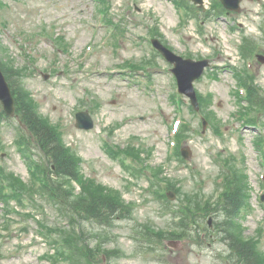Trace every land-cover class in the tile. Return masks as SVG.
Returning a JSON list of instances; mask_svg holds the SVG:
<instances>
[{
  "label": "rangeland",
  "instance_id": "374dc122",
  "mask_svg": "<svg viewBox=\"0 0 264 264\" xmlns=\"http://www.w3.org/2000/svg\"><path fill=\"white\" fill-rule=\"evenodd\" d=\"M108 1L113 26L120 25L114 35L95 0H0V58L22 71L39 113L80 158L84 179L134 207L131 215L79 222L87 241L81 236L82 243L95 252L91 264H241L217 232L222 217L216 213L205 216L210 231L199 236L193 231L178 238L184 232L177 228L179 201L215 204L234 171L245 175L249 194L239 217L244 237L264 253V108H251L257 101L249 91L258 89L264 97V0H243L239 12L226 16L218 13L216 0ZM150 36L176 55L210 59L211 67L194 83L199 111L178 93L172 65ZM81 110L94 119L92 129L76 127ZM17 117L0 124V169L26 182L21 195L27 199L19 207L34 208L38 217L12 213L20 219L0 241V264H61L49 261L51 248L37 219L51 226L68 219L43 196L20 154ZM180 151L190 153L187 160ZM166 180L179 198L166 200L176 191ZM6 216L11 213L0 203V224L2 217L8 223ZM148 226L172 228V241H181L182 250L167 248V237L148 238Z\"/></svg>",
  "mask_w": 264,
  "mask_h": 264
},
{
  "label": "trees",
  "instance_id": "16d2710c",
  "mask_svg": "<svg viewBox=\"0 0 264 264\" xmlns=\"http://www.w3.org/2000/svg\"><path fill=\"white\" fill-rule=\"evenodd\" d=\"M98 1L102 7L108 3L107 0ZM105 13L108 14V12ZM108 22L111 23L112 19ZM2 47L0 38V54L4 53ZM0 65L12 89L17 113L23 126L20 125L17 128L20 136L18 135L16 144L20 146V154L24 161H27L28 165L34 169L32 174L44 189L43 195L46 194L49 200L51 198L50 201L57 204L58 208H56L63 218L67 217L70 221L69 227L63 228L56 224L53 226L47 223L43 224L41 219H37L45 231L43 233L44 240L53 250L52 254H48L49 261L61 264H91L90 261L95 252L87 247L85 233L80 229L79 222L83 224L84 222L102 220L105 217L107 219L121 213L131 215L132 209L124 205L117 192H110L103 185L84 179L80 170V158L64 144L61 133L38 113L32 96L23 84L22 71L18 68L15 69V66L12 67L14 64L3 57L0 58ZM249 91L257 101L252 104L257 108L260 106L264 108V97L260 95V91L258 89ZM4 119H6V115L0 106V124ZM21 146L24 147L21 149ZM33 150L38 153L35 154ZM33 156H38L42 161L44 157L46 161L40 163ZM53 173L57 180L54 179ZM2 177L16 192L13 197L2 196V183H0V201L5 203L7 212H11V200L22 204L21 193L26 190L24 189L26 183L14 175L7 176L3 173ZM244 177L245 175L234 171L233 182L229 184L223 196L215 204L202 205L203 203L195 200L193 203L189 202L188 205L185 204L182 208L176 209L179 217L178 228L184 232L183 236L181 234L178 238L185 237L187 233L190 237L193 231L198 236L201 231H209L205 216L216 213L218 217H222L218 222L217 232L220 238L230 245L232 251L237 255L239 263L264 264V253L258 249V242L253 238L244 237V227L239 222L242 211L248 206L249 194L248 188L243 186ZM75 183L82 186V191H76ZM168 185L175 189L170 182ZM175 190L181 195L178 189ZM28 215L33 216L31 213ZM33 218L35 219V217ZM203 224L205 228L202 226ZM148 229H150L146 232L148 238L153 236L157 240L177 237L176 235L162 234L152 226H148ZM81 236L86 243H82Z\"/></svg>",
  "mask_w": 264,
  "mask_h": 264
},
{
  "label": "water",
  "instance_id": "95a60500",
  "mask_svg": "<svg viewBox=\"0 0 264 264\" xmlns=\"http://www.w3.org/2000/svg\"><path fill=\"white\" fill-rule=\"evenodd\" d=\"M242 0H222L227 9L239 11ZM155 47L169 60L175 64L174 74L177 76L180 91L191 98L192 103L198 107L197 97L193 83L200 78L206 67L209 66V61H193L184 60L179 56L174 55L171 51L165 48L159 41H153ZM0 103L4 111L9 116L15 115V100L12 96L8 82L0 68ZM77 127L81 129H91L93 120L87 112L77 114Z\"/></svg>",
  "mask_w": 264,
  "mask_h": 264
}]
</instances>
